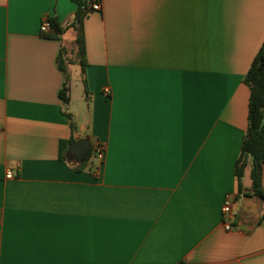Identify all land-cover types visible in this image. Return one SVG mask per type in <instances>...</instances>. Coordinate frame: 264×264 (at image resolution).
<instances>
[{"label": "crops", "instance_id": "1", "mask_svg": "<svg viewBox=\"0 0 264 264\" xmlns=\"http://www.w3.org/2000/svg\"><path fill=\"white\" fill-rule=\"evenodd\" d=\"M98 1L81 68L75 3L0 0V264H264V199L235 177L264 0ZM79 138L102 161L60 155Z\"/></svg>", "mask_w": 264, "mask_h": 264}, {"label": "trees", "instance_id": "2", "mask_svg": "<svg viewBox=\"0 0 264 264\" xmlns=\"http://www.w3.org/2000/svg\"><path fill=\"white\" fill-rule=\"evenodd\" d=\"M76 4L73 29L75 31L76 55L81 68L85 66L84 60V39L82 32V20L89 13L91 0H71ZM51 31L43 33L44 37L59 39L62 33L55 19H49ZM63 49L61 48V52ZM58 67L65 73V62L59 57ZM243 83L247 86L248 105H247V128L241 144L240 154L235 163V177L239 180L245 169L249 166L250 187L248 195L264 199L261 188V171L264 164V122L260 126L262 112L264 110V40L250 63L249 68L243 76ZM68 78L65 75L59 96L63 104L68 103ZM72 140L61 141L59 144L60 155L63 156ZM92 146H89L88 154L82 163H77L76 169H83L87 164L90 156H93ZM252 157V163L249 159ZM240 190V183L238 185Z\"/></svg>", "mask_w": 264, "mask_h": 264}, {"label": "built area", "instance_id": "3", "mask_svg": "<svg viewBox=\"0 0 264 264\" xmlns=\"http://www.w3.org/2000/svg\"><path fill=\"white\" fill-rule=\"evenodd\" d=\"M89 6H90L89 11H99L101 9V6L98 0H91V3ZM39 31L41 34L51 31V25H50L48 18L42 19L40 26H39ZM103 92L105 93V95H107L108 90L105 88ZM92 152L98 161H102L103 146L100 143L96 142L92 145ZM12 177H13L12 172L10 170L6 171L5 178L10 179ZM233 204H234L233 195L231 193H226L224 195L222 204L220 206V220H221V225L225 231H231L234 228L233 209H232Z\"/></svg>", "mask_w": 264, "mask_h": 264}, {"label": "water", "instance_id": "4", "mask_svg": "<svg viewBox=\"0 0 264 264\" xmlns=\"http://www.w3.org/2000/svg\"><path fill=\"white\" fill-rule=\"evenodd\" d=\"M264 122V110L260 120V126ZM89 140L87 138H79L73 141L66 149V156L74 158L77 163H82L86 158L89 150ZM250 164L252 163V157L249 159Z\"/></svg>", "mask_w": 264, "mask_h": 264}, {"label": "rangeland", "instance_id": "5", "mask_svg": "<svg viewBox=\"0 0 264 264\" xmlns=\"http://www.w3.org/2000/svg\"><path fill=\"white\" fill-rule=\"evenodd\" d=\"M75 77H76L75 72L73 71V69L70 68V78L72 79L71 94H72V98L74 99V102L76 103L77 100L80 98L81 86H80V81H77ZM93 156H90L88 163L92 160Z\"/></svg>", "mask_w": 264, "mask_h": 264}]
</instances>
